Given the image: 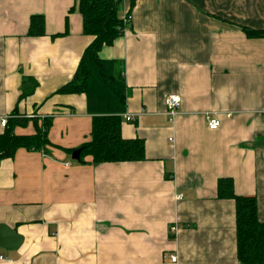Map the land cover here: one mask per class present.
<instances>
[{"label": "crops", "instance_id": "1", "mask_svg": "<svg viewBox=\"0 0 264 264\" xmlns=\"http://www.w3.org/2000/svg\"><path fill=\"white\" fill-rule=\"evenodd\" d=\"M117 1L130 27L100 58L125 63L135 120L123 119L122 136L142 139L146 159L94 165L72 160L91 139L86 97L56 94L93 41L76 0H0V135L17 110L52 118L56 146L0 163V225L23 238L18 251L0 249V264H241L236 206L218 198V181L256 197L264 222V39L243 31L264 29V0ZM33 16L44 18L40 37L29 35ZM24 78L39 87L20 102Z\"/></svg>", "mask_w": 264, "mask_h": 264}, {"label": "trees", "instance_id": "2", "mask_svg": "<svg viewBox=\"0 0 264 264\" xmlns=\"http://www.w3.org/2000/svg\"><path fill=\"white\" fill-rule=\"evenodd\" d=\"M134 6L133 0L131 10ZM75 7L82 15L84 35L92 37L93 41L86 48L72 81L56 94L86 97L87 112L93 117V122L90 141L79 148L82 151L81 163L86 157H91L94 165L144 161L145 142L139 138L125 139L122 136L123 115L127 112L129 98L125 63L100 58L101 51L114 45L126 29L124 20L118 15V1L76 0ZM243 31L250 39H264V29L243 28ZM44 34V18L33 16L29 35L40 37ZM38 87L34 78H24L19 101L32 96ZM17 123L21 127L33 123L36 132L32 135H17ZM5 128V133L0 135V163L13 159L21 149L49 152L56 147L49 140L52 118H43L40 123L37 117L27 118L15 110ZM218 198L234 201L236 206L239 262L264 264V222L258 217L256 197L236 196L233 180L223 178L218 181Z\"/></svg>", "mask_w": 264, "mask_h": 264}, {"label": "built area", "instance_id": "3", "mask_svg": "<svg viewBox=\"0 0 264 264\" xmlns=\"http://www.w3.org/2000/svg\"><path fill=\"white\" fill-rule=\"evenodd\" d=\"M111 1L116 2L117 0H111ZM123 20H124V24L126 26V29H125V31H126L127 28L130 27L131 16L128 15ZM165 106H166V114L169 116V118L171 120H174L178 116L179 109L181 107V98H180V96L176 95V94L168 96L166 98V100H165ZM123 119H124L125 122H128V123L133 122L135 120L134 116H132V115H130L128 113H125L123 115ZM1 124H2L3 127H6L7 124H8V119H6V118L2 119L1 120ZM220 126H221V123H220L219 120L210 119L208 117V127H209L210 130L216 131V130H218L220 128ZM176 199L178 201L182 200V195L177 196ZM180 229L181 228L178 225H173L169 229V234L171 236H173L174 238H176V236L179 233ZM170 259H171V262L173 264H176L177 261H178V256H170ZM0 260L1 261H7L8 258L4 254L0 253Z\"/></svg>", "mask_w": 264, "mask_h": 264}, {"label": "water", "instance_id": "4", "mask_svg": "<svg viewBox=\"0 0 264 264\" xmlns=\"http://www.w3.org/2000/svg\"><path fill=\"white\" fill-rule=\"evenodd\" d=\"M81 150H76L72 154V160L80 162ZM23 244L22 236L6 225H0V249L8 252L18 251Z\"/></svg>", "mask_w": 264, "mask_h": 264}, {"label": "rangeland", "instance_id": "5", "mask_svg": "<svg viewBox=\"0 0 264 264\" xmlns=\"http://www.w3.org/2000/svg\"><path fill=\"white\" fill-rule=\"evenodd\" d=\"M33 117H36V116L33 115ZM47 118H48V117H47ZM38 120H39V119H38ZM42 120H43V119H42ZM8 121H9V120H8ZM40 123H42V121H40ZM22 126H23V125H22ZM18 127H21V126H19L18 123H17L16 128H18Z\"/></svg>", "mask_w": 264, "mask_h": 264}]
</instances>
